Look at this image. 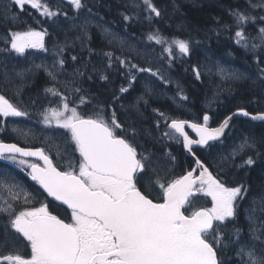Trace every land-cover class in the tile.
I'll list each match as a JSON object with an SVG mask.
<instances>
[{"label": "snow or ice", "instance_id": "snow-or-ice-1", "mask_svg": "<svg viewBox=\"0 0 264 264\" xmlns=\"http://www.w3.org/2000/svg\"><path fill=\"white\" fill-rule=\"evenodd\" d=\"M66 3L73 11L71 17L68 11L59 5L54 8L48 0H9V4L0 9V26H15L20 15L27 14L30 8L45 18V22L52 21V25L61 31H67L63 28V22H67L68 30L75 29L79 33L75 39L83 48L92 39L90 25L95 24L101 28L108 45H120L117 50L121 55L106 51L103 56L107 60L106 69H115L126 86L121 85L112 94L111 102L98 104L94 113L85 117L79 111L80 106L90 104L96 97L84 95L88 91L83 87L87 64L67 72V41L53 46L51 64L42 62L9 68L10 53L24 56L29 49L48 52L44 42L48 30L29 27L27 31H14L7 28L3 39L5 47L0 49L3 53L0 56V83L14 88L19 100L31 78L43 69L48 78L43 98L49 106L41 105L39 122L53 132L64 130L66 139L56 145L57 155L63 152L69 159L66 170H61L45 148L21 147L19 143L0 139V160L10 161L25 170L43 193L52 198L53 204L59 202L55 210H50L48 202H41L39 207L28 206L33 194L14 178L0 173V264H264V195L259 200L253 199L245 210L248 224L245 238L242 228L233 226L228 229V225L234 224L240 202L248 196L249 187L243 182L229 187L218 178L226 168L254 165L253 155L264 154L260 151L264 148V135L258 138L244 136L228 155L220 157L216 164L220 172L216 175L193 151L194 145L211 147L210 142L221 141L234 115L264 121V111L253 114L240 107L218 127L212 128L207 112L203 115V122L196 123L170 118L159 109H153L159 117L155 122L156 130L160 129L161 121L166 129L158 139L182 143L195 158L196 167L177 179L168 180L166 174L154 166L152 154L138 151L140 133L135 127V117L140 115L141 101L144 106L149 103L144 96H150L152 89H146L127 108L120 101L140 74H149L164 84L171 83L159 69L142 67L136 61L151 63L166 59L171 67L178 57L192 53L193 42L170 39L159 29H154L148 32L146 39L161 46L160 55L155 56L154 50L147 46L140 49L127 45L117 33L103 27L99 13L93 12L95 4L89 6L87 0H66ZM125 8L131 9L132 15L123 14L124 21L143 18L151 22L154 18H162V10L154 0H130ZM257 9L264 12V0H246L244 9H229L232 24H221L217 19L218 27L212 30L219 36L234 27V43L245 54H251L255 71L240 72L225 68L219 62L215 70L222 80H252L264 88V15H253ZM81 12L85 13L83 17ZM250 23L258 25L255 36L247 32ZM78 59L76 55L71 56L73 62ZM92 71L96 73L97 69L93 67ZM192 72L197 80L201 78L200 65H193ZM61 76L66 78L61 79ZM87 78L91 80L92 76ZM99 79L108 81L109 76L100 74ZM182 98L187 99L186 96ZM37 99L31 100L33 107L37 105ZM114 104L125 110L128 127L117 118ZM31 115L22 100L13 103L0 94V132L7 130V118H31ZM186 127L194 131L198 139H192ZM11 131L27 138L28 133H22L15 125ZM144 131L152 134L150 130ZM46 139L53 142L55 136ZM76 152L79 153L78 166L72 160ZM246 152L253 155L237 164L236 160ZM168 155L169 162L175 160L170 153ZM30 157L42 160L43 166L31 162ZM157 187L159 196L154 195ZM197 194L211 197L212 206L194 209L186 215V206L191 205ZM61 213L70 215L66 220L61 218ZM21 244L26 248L30 246V255L18 250ZM229 250L233 252L232 256H228Z\"/></svg>", "mask_w": 264, "mask_h": 264}, {"label": "trees", "instance_id": "trees-1", "mask_svg": "<svg viewBox=\"0 0 264 264\" xmlns=\"http://www.w3.org/2000/svg\"><path fill=\"white\" fill-rule=\"evenodd\" d=\"M92 1H94L95 4L93 12L99 13V18H105L104 22L108 24L110 29L125 31L129 35L134 36L132 37L138 44L134 48L143 49L146 45L149 49L151 48L154 50L155 55H157V53L160 55L161 46L156 45L154 41H148L146 39L148 32L154 29H159L163 36L170 39H186L193 42L192 53L189 56L178 57L171 67L168 66L166 59L160 60L169 69L174 79L181 85L183 90L182 93L187 97L183 105L189 109L188 112L182 111L177 103L170 98H162L160 96L147 97L150 99H148L149 103L147 106H144L141 101L139 109L140 115L135 117V127L141 136L145 135L146 137L148 135L145 133V129H152V124L149 121V123L143 122L150 119L153 109H159L167 116H173V118L189 119L193 121L201 120L203 115L207 112V114L210 115L211 125H219L229 114L240 107L246 108L247 111L253 114L258 111H263L264 88L258 83H254L252 80L225 81L217 74L214 65L207 67V62L211 64V62L219 61L223 65L235 67V69L241 70V72L253 73L255 71V64L251 54H245L244 50L234 43V27L230 31L221 32L219 36L212 31L218 27L217 19L221 24H232V18L228 14L229 9L237 7L244 9L246 7V0H154L157 6L162 10V18H154L151 22L143 20V18H141L140 21H136L135 19L131 21L123 20V14L132 15V10L125 8V4L130 3V0ZM88 4L89 6L93 5L91 1ZM252 14L264 15V12L257 9ZM66 26H69V24L63 22V28L67 31H62V38L60 36L61 43L66 42L63 37L67 34L66 48L87 50V57H91V63L95 66L97 71H99V74H102V68L105 69L106 67L104 58L101 57L104 52L114 51L116 55H121L120 51L117 50L120 45L118 43H114L111 46L108 45L102 37V31L92 28L89 32L92 39L88 42L87 48H82L80 42H76L75 39L78 35L77 31L68 30ZM257 29L258 25L251 23L247 25V32L253 36L256 35ZM89 49L92 50L91 55H89ZM125 50L127 51V47H125ZM174 55L178 56V53L174 52ZM99 56L101 58H99ZM96 57H98L97 62L93 60ZM85 61L87 64V58ZM88 62H90V59ZM193 65H200L201 67L202 75L199 80L195 78L192 72ZM77 67H80V65L75 64V68ZM208 69H212V71L209 72ZM113 71L116 70L107 69L106 75L109 76V80L103 83H99V78H94L96 76L93 74L92 80L95 79V82L98 84H95L92 88H89V85L84 88L98 97L106 95L112 97V94L116 92L121 85H126V82L120 78L119 73ZM86 72L87 75H91L88 71ZM154 85H156V87L158 86V84H153V86ZM137 86L138 82L132 86L128 93L123 95L124 98L127 99L125 108L136 100V98L133 97V93L136 91L135 87ZM160 86L161 85L157 88H160ZM171 90L172 86H168L167 91ZM165 97H167V95ZM125 113V110L124 112H118V117L122 123L123 121H127V117L124 115ZM225 135L227 137L224 136L221 142H215L216 147L212 145V148L210 147V149L207 148L203 151L193 149L196 156L205 160L216 173L220 172L216 167L220 159V151H222L221 156H226L225 152L231 149L230 146L233 141L236 140L240 144L244 136H256L258 138L264 135V123L261 121L252 122L245 118H234L231 120L227 134ZM228 137L232 139L231 143L229 141L226 143ZM0 139L11 141L13 138L8 136L1 137ZM260 151L264 153V148ZM208 153L210 154L208 155ZM174 155L177 160H175L177 164L175 165L177 168L176 176L183 174L187 166V169L192 168V158L185 155L182 149H180L179 152H175ZM248 155H253V153H245V155H243L244 158L237 159L236 163L242 164V160L246 159ZM253 158L255 159V164L252 166H244L243 168L229 167L224 169V173L220 172L219 178L226 182L227 186L231 187L243 182L249 187L248 196L245 200L240 202L238 216L234 224L228 225V229L235 226L242 228L245 232L248 228V224L244 212L247 206L249 207L246 201L249 200V197L252 198L255 196V194H257L256 198L264 195V154L258 157L253 155ZM200 198L198 194L194 196L192 198V205L197 208H208L210 203ZM187 209L188 212L192 210L191 208H186V210ZM227 254L228 256H232L233 252L229 250Z\"/></svg>", "mask_w": 264, "mask_h": 264}, {"label": "flooded vegetation", "instance_id": "flooded-vegetation-1", "mask_svg": "<svg viewBox=\"0 0 264 264\" xmlns=\"http://www.w3.org/2000/svg\"><path fill=\"white\" fill-rule=\"evenodd\" d=\"M7 4H9L8 0H0V9H2L3 6L7 5ZM29 10H30V8H29ZM37 20L40 21V23H36ZM44 20H45V18H41L38 15V13L35 12V10L31 9L30 12H28V14H21L20 15L19 20L17 21V24L15 26H13V25H7V27L0 26V49H3L5 47L3 39L7 33L8 27H11L12 30H14V31H27L29 27L35 28L37 30H42L43 28H47V30H48V35H46L44 38L45 46H46V48H48V52H44L43 50H39V49H29L26 51L24 56H17L15 53H10L9 54V68H11L12 65H15L17 68H23V67H26L27 65L32 64V63L41 64L42 62L47 63V64H51L52 58H53V51H54L53 46L57 42L61 43L60 36H61L62 31L60 30L59 27L53 26L52 21L45 22ZM0 23H2V22H0ZM102 25H103V27L106 26V23L104 22L103 18H102ZM66 28L69 29L70 26H66ZM92 28H95L98 31H102L101 28H97L96 26L95 27L93 26V27H90L89 32L91 31ZM71 30H75V29H71ZM75 31H77V30H75ZM58 40H60V41H58ZM87 54H88V51L85 49L77 50V49L66 48L65 59H66V70H67V72L71 73L72 70L75 68V64H79L80 67H82V65L86 64V61H85L86 58H87V65H88L89 59L91 62V57L90 56L87 57ZM2 55H3V53H0V56H2ZM73 55L78 56L80 59H78V61H76V62H73L71 60V56H73ZM87 71L91 75L95 74L96 77H94V78H99V75H100L99 71H97L96 73H93L90 70H87ZM101 71H102V74H106L107 73L106 67H105V69L102 68ZM87 77H88V75H85L84 76L85 80L83 78V87H87L89 85V88L90 87L92 88L95 84H98L97 82H95V79L89 80V79H86ZM65 78L66 77L61 76V79H65ZM98 82L103 83L104 81L100 80ZM47 84H48V78L46 76V73L43 71V69H41L38 72H36L35 75L31 78L28 86H26L24 88V90H23V92L20 95L19 100H18L17 96L14 94L15 93L14 88L8 87V86L0 83V94H4L6 96V98L11 100L13 103H18L20 100H22L23 105H26L28 107V110L32 113L31 118H24V117L7 118L8 128L6 131L0 132V138L1 137H8V136L12 137L13 139L11 141H5V142L19 143L21 146H24V147H43V148H45V151L52 158L53 163L57 167H59L61 170H66V165H67L69 157L66 154H63V152L60 156H58L57 155V147H56L57 144H61L66 139L65 135H63L64 130L58 129L55 132H53L52 130L47 129L45 125H43L42 123L39 122L40 118H39L38 113L40 111L41 105L49 106L47 100H45L43 98V95H44L43 89L45 86H47ZM29 91H30V93H29ZM84 95H87L89 97H96V99H93L90 104L80 106L79 111H80L81 115H83L85 117L92 115L94 113V111L96 110V107L98 104L106 103V101L111 102V100H112V97H110L108 95L103 96V97H101V96L98 97V96L93 95L89 91L85 92ZM32 99H37V105L35 107H33L31 105ZM145 99L148 100L149 98H145ZM108 100H110V101H108ZM126 101H127V99L122 97L120 103L125 106ZM77 102H78V100H77ZM113 107L117 108V114L119 111L124 112V109H121L119 107V104L118 105L114 104ZM180 108L184 112H188V110H189L184 105ZM154 113L155 112H153V114H151L149 120H146V122L145 121L143 122V123H149L150 122L151 124H153L152 129L150 130L152 134L149 136H146V137L143 136V138L141 135H139L140 137L138 136V140H139V143L141 145V147L138 149V151L144 152L145 154H152L153 160H154V166L161 169L162 174H166V178L168 180L177 179L180 176L184 175L186 172L190 171L194 167V162H193L191 169H187L188 168V166H187V168L183 174L176 176V173H177L176 169L177 168L175 167V165H177L176 164L177 160H176L174 153L179 152V150L182 149L184 151L185 155H187V154H186L185 150L183 149L182 143H177L175 141H169L166 138L165 139H158L160 137V133L162 131H165L166 129L163 127L164 126L163 121H161V128L159 130L155 129V122L159 117H158L157 113H155V114ZM167 117L173 118V116H167ZM117 118L119 119L118 115H117ZM177 119H182V118H177ZM183 120H189V119H183ZM168 122L170 123V120ZM193 122L202 123L203 119L198 120V121H193ZM123 123H125L126 127L129 126L128 122L123 121ZM14 125L19 127L22 130V133H28L27 136H32V135L36 136L37 135V136L41 137V140H39L38 143H33V142H24L23 140L18 139L20 137L22 138L25 136L23 134L17 135L16 133H13L11 131V128ZM214 126H216V125L215 124L211 125V123L209 121V127H214ZM186 131L191 135V137H193V138L196 137V135L194 133H192L191 131H189L188 129H186ZM50 136H55V140L53 142H49L46 139V137H50ZM147 137H149V138H147ZM152 141H154L155 143ZM158 144H160V146ZM210 144L214 145L216 147L215 142L210 143ZM156 145H158V146H156ZM208 148L210 149V147H208ZM193 149H199V150L203 151V150L207 149V146L205 148H202V149L197 148V147L193 148ZM69 151H71V149H69ZM169 153L171 154V156L175 157L176 161L174 160V161H171L169 163V160H170V157L168 155ZM155 154H157V155H155ZM187 156H189V155H187ZM160 157L162 160L156 159V158H160ZM163 158H164V160H163ZM29 160L33 163H39L41 166H43L42 161L40 162L36 159H29ZM72 160L78 166V160H79V153L78 152L73 154ZM209 168H210V166H209ZM28 171H30V169ZM210 171H212L214 175L217 174L216 172H214V170H212V168H210ZM0 173H4L8 177L14 178V180L16 182L21 183L29 192H31L33 194L32 203L28 206L39 207L41 202H48L50 204V210H55L56 204H59V202H55V204H53L52 198L47 197V194L43 193V189H41L39 185H37L34 181L31 180V178L27 175V172L25 170H23L21 168L18 169L16 167L10 165L6 161L0 160ZM168 175H171V176H168ZM219 177H220V175L218 176V178ZM5 195H6V193H5ZM154 195H156V196L160 195L158 187L154 190ZM64 207L66 208V206H64ZM188 213L189 212L187 209L185 211V214H188ZM69 215H70V213H61V218H64L67 220ZM18 250L22 254H25V255H30V251H31L30 246L26 248V247H24L23 244L20 245Z\"/></svg>", "mask_w": 264, "mask_h": 264}, {"label": "rangeland", "instance_id": "rangeland-1", "mask_svg": "<svg viewBox=\"0 0 264 264\" xmlns=\"http://www.w3.org/2000/svg\"><path fill=\"white\" fill-rule=\"evenodd\" d=\"M9 1V0H8ZM91 1V3H93L94 4V1H92V0H87V2L89 3ZM48 2L55 8L57 5H59L63 10H65V11H68V14H69V16L71 17L72 15H73V11L71 10V8L67 5V3H66V1H64V0H48ZM31 10V9H30ZM30 10L28 9V12H30ZM28 12H27V14H28ZM81 17H83L84 15H85V13L84 12H81ZM42 18V17H41ZM61 19H63V18H61ZM45 21V20H44ZM67 23V22H66ZM91 26V25H90ZM95 27L96 25L94 24H92V26L91 27ZM105 27H107V28H109L110 29V27L108 26V24L106 23V26ZM89 30H90V27H89ZM114 33H117L121 38H123L125 41H126V44L127 45H131L132 47H135V46H137L138 44H137V42H136V40L132 37V36H130L129 34H127L126 32H123V31H121V30H119V31H116V30H114V29H111ZM77 34H79L78 32H77ZM76 34V35H77ZM63 36V35H62ZM62 36H61V38H62ZM67 34L63 37L64 38V40H66L67 41ZM58 41H60V40H58ZM77 41V40H76ZM63 44V43H62ZM69 44H71V43H69ZM142 49V48H141ZM150 50H152L151 48H150ZM160 50H161V48H160ZM154 55H155V53H153ZM159 54L157 53V55H155V56H158ZM136 62H138V61H136ZM217 62H219V61H215V62H211V64L210 63H208L207 62V67H209V66H216V63ZM138 63H140L141 64V66L142 67H148V66H150V67H152L153 68V70H156V69H159V71H160V73L165 77V78H168V79H170L171 80V83L170 84H164L162 81H160V80H158L157 78H155V77H151L149 74H140L139 75V77H138V80H137V82H138V86L137 87H135V90L136 91H134V93H133V97L134 98H137L138 96H141L142 94H144L145 93V90L146 89H148V88H150V89H152V94L150 95V96H153V97H156V96H160V97H162V98H170V99H172L175 103H177V105L178 106H182L183 104V102H185V100L182 98V96H184L183 95V93H182V87H181V85L179 84V82L176 80V79H174V77H173V75L171 74V72L169 71V69L160 61V60H155V61H153V62H151V63H145V62H142V61H139ZM219 64L221 65V66H224L225 68H231V69H235V67H230V66H226V65H223L221 62H219ZM90 71L91 72H93L92 71V68H90ZM216 71V70H215ZM240 72H241V70H240ZM125 82V81H124ZM136 84V82L134 83V85ZM153 84H158V86L159 85H161L160 86V88H157L156 87V85H154L153 86ZM126 86V85H125ZM152 86V87H151ZM168 86H172V90L171 91H167V87ZM168 96V97H165V96ZM147 97H149V95H145L144 96V98H147ZM130 101H132V100H130ZM143 102V101H142ZM18 138V137H17ZM18 139H21V140H23L24 142H33V143H38V141L39 140H41V137H39V136H34V135H32V136H27V138H25V137H20V138H18ZM230 142L231 143V141H232V139H230V137L227 139V141H226V143L227 142ZM239 143L235 140V141H233L232 143H231V149L230 150H228V151H226L225 152V154L227 155L228 153H230L231 151H232V149H233V147L234 146H236V145H238ZM221 154H222V151H220V156H219V158L221 157ZM243 163V162H242ZM168 176H171V175H168ZM200 196H201V198L200 199H202L203 201H208L209 203H210V205H209V207L208 208H210L212 205H211V197H208V196H205V195H203V194H199ZM256 195L257 194H255V196H253L252 198L251 197H249V200L248 201H246V202H248V205H250L251 206V204H250V202H252V200L253 199H257V200H259V198L261 197H257L256 198ZM247 204V203H246ZM188 208H191L192 210H194V209H197V207H194L193 205H192V203H191V205H189V206H187ZM248 207V206H247ZM190 209V210H191ZM244 236H245V238H247V229H246V231L245 232H243L242 233Z\"/></svg>", "mask_w": 264, "mask_h": 264}, {"label": "bare ground", "instance_id": "bare-ground-1", "mask_svg": "<svg viewBox=\"0 0 264 264\" xmlns=\"http://www.w3.org/2000/svg\"><path fill=\"white\" fill-rule=\"evenodd\" d=\"M97 12V11H96ZM100 15V14H99ZM105 19V18H104ZM110 22V21H109ZM94 25V24H93ZM115 25V24H114ZM92 26V25H91ZM90 26V27H91ZM115 27V26H114ZM118 28V27H117ZM119 29V28H118ZM93 31V30H92ZM96 31V30H95ZM123 32H125V31H123ZM73 34V33H72ZM102 34V33H101ZM128 34V33H127ZM131 36V35H130ZM133 36V35H132ZM103 37V36H102ZM134 37V36H133ZM137 39V38H136ZM77 42V41H76ZM69 44V43H68ZM89 44V43H88ZM76 45H78V44H76ZM117 46H118V44H117ZM145 47H146V45H145ZM78 48V47H77ZM87 48V47H86ZM118 48V47H117ZM137 48V47H136ZM141 49V48H140ZM79 50H81L80 48H79ZM126 51V50H125ZM93 54H95V53H93ZM98 54V53H97ZM100 54V53H99ZM101 57H103L104 58V56H103V54H102V56ZM100 56H99V58H101ZM97 58L98 57H96L95 59H93V60H96V62H97ZM92 62H94V61H92ZM139 62V61H138ZM104 63L106 64L107 63V60L104 58ZM97 65H99V64H97ZM96 65V66H97ZM93 67H95L91 62H88V65H87V70H90V68H92L93 69ZM100 67V66H99ZM228 68V67H227ZM99 69H101V68H99ZM115 70V69H114ZM101 72V71H100ZM113 72H116V71H113ZM87 73V72H86ZM117 73V72H116ZM87 75V74H86ZM92 76V75H91ZM121 78V77H120ZM86 79H88V78H86ZM84 80H85V78H84ZM124 81V80H123ZM122 83H124V82H122ZM121 83V84H122ZM152 87V86H151ZM183 91V90H182ZM33 92V91H32ZM29 93H30V91H29ZM185 96V95H184ZM168 97V96H167ZM107 98V97H106ZM123 98H124V96H123ZM110 99V98H109ZM222 99V98H221ZM111 100V99H110ZM110 100H108V101H110ZM107 102V101H106ZM126 104V103H125ZM175 104V103H174ZM183 104V103H182ZM118 105V104H117ZM183 106V105H182ZM181 106V107H182ZM125 107H126V105H125ZM180 107V106H179ZM212 108H213V106H212ZM211 109V108H210ZM214 111V110H213ZM152 114H153V112H152ZM155 114V113H154ZM118 115V114H117ZM124 115H126V113L124 114ZM157 115V114H156ZM124 118V117H123ZM156 118V117H155ZM171 118V117H170ZM122 119V118H121ZM155 121V120H154ZM127 122V121H126ZM253 122V121H252ZM264 123V122H263ZM141 124H143V123H141ZM144 125V124H143ZM153 125V124H152ZM164 127V126H163ZM145 128V127H144ZM150 128V127H149ZM148 128V129H149ZM161 128V127H160ZM165 128V127H164ZM156 129V128H155ZM156 131V130H155ZM157 132V131H156ZM163 132V131H162ZM142 133V132H141ZM146 133V132H145ZM231 133V132H230ZM234 133V132H233ZM227 134V133H226ZM143 135V134H142ZM147 136H149V135H147ZM226 136V135H225ZM235 136V135H234ZM243 136V135H242ZM140 137V136H139ZM144 137H145V135H144ZM227 137V136H226ZM142 138H143V136H142ZM147 138H149V137H147ZM229 138V137H228ZM155 139V138H154ZM147 140V139H146ZM149 140V139H148ZM152 140V139H151ZM158 140V139H157ZM150 141V140H149ZM142 142V141H141ZM152 142H154V141H152ZM159 142V141H158ZM155 143V142H154ZM161 143V142H160ZM162 144V143H161ZM167 144V143H166ZM159 146H160V144H158ZM158 145H156V146H158ZM166 146V145H165ZM208 148V147H207ZM212 148V147H211ZM156 149V148H155ZM154 149V150H155ZM159 149V148H158ZM157 150V149H156ZM213 150V149H212ZM159 151V150H158ZM214 152V151H213ZM156 153V152H155ZM161 153V152H160ZM165 153V152H164ZM247 153V152H246ZM158 154V153H157ZM157 154H155V155H157ZM210 153H208V155H209ZM245 155V154H244ZM160 156V155H159ZM163 156V155H162ZM206 157H207V155H206ZM247 157V156H246ZM244 157H242V159H243ZM157 159V158H156ZM158 159H161V157L160 158H158ZM247 159V158H246ZM162 160V159H161ZM160 160V161H161ZM163 160H164V158H163ZM242 162H243V160H242ZM224 173V172H223ZM223 177V176H222ZM250 204H251V202H250ZM249 207H250V205H249ZM249 207H247L246 209H248ZM244 214H245V212H244Z\"/></svg>", "mask_w": 264, "mask_h": 264}, {"label": "water", "instance_id": "water-1", "mask_svg": "<svg viewBox=\"0 0 264 264\" xmlns=\"http://www.w3.org/2000/svg\"><path fill=\"white\" fill-rule=\"evenodd\" d=\"M263 111H264V109H263ZM236 112V110L234 111V112H232L231 114H229L228 116H230V115H232L233 113H235ZM234 118H245V119H249L250 121H252L251 119H250V117H244V116H242V115H234L233 116V118L232 119H234ZM231 119V120H232ZM189 121V120H188ZM231 122V121H230ZM230 122H229V124H230ZM261 122H264V121H261ZM219 126V125H218ZM218 126H216V127H218ZM212 128H215V127H212ZM186 129H188L189 131H191V132H193L194 134H195V132L194 131H192L190 128H187L186 127ZM185 129V130H186ZM228 130V128L225 130V133H226V131ZM196 135V134H195ZM191 137V136H190ZM192 138V137H191ZM223 138V137H222ZM192 139H198V137L196 136L195 138H192ZM214 142V141H213ZM22 147V146H21ZM193 147H198V148H204V147H206V146H196V145H194ZM184 149V148H183ZM185 150V152H186V154L187 155H189L192 159H193V162H194V157L190 154V153H188L187 152V150L186 149H184ZM30 159H36V160H38V161H42V160H40L39 158H37V157H30ZM6 162H8L10 165H13L14 167H16V168H19L18 166H16L15 164H13L12 162H10V161H6ZM43 162V161H42ZM194 167H196V165H195V163H194ZM199 173H197V175H198ZM51 198V197H50Z\"/></svg>", "mask_w": 264, "mask_h": 264}]
</instances>
